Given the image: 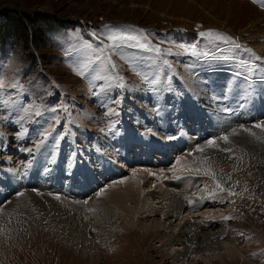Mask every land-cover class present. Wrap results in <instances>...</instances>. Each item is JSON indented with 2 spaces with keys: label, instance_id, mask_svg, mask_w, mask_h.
Listing matches in <instances>:
<instances>
[{
  "label": "rangeland",
  "instance_id": "374dc122",
  "mask_svg": "<svg viewBox=\"0 0 264 264\" xmlns=\"http://www.w3.org/2000/svg\"><path fill=\"white\" fill-rule=\"evenodd\" d=\"M262 4L0 0V239L11 244L0 264H172L189 247L190 236L159 247L158 233L122 225L130 214L105 200L115 176L100 157L124 165L122 178L152 171V188L142 186L140 196L152 193L149 209H161L155 194L171 192L191 215L203 212L188 226L213 227L223 233L216 241L234 239L240 252L207 245L177 264H264V129L256 127L264 114L249 116L264 111V33L250 19L264 14ZM185 137L189 157L175 151ZM245 143L258 155L239 150ZM217 154L235 165L233 174L222 173ZM7 159L14 176L2 170ZM210 207L218 218L204 214Z\"/></svg>",
  "mask_w": 264,
  "mask_h": 264
},
{
  "label": "bare ground",
  "instance_id": "6f19581e",
  "mask_svg": "<svg viewBox=\"0 0 264 264\" xmlns=\"http://www.w3.org/2000/svg\"><path fill=\"white\" fill-rule=\"evenodd\" d=\"M240 2H242L243 4H245L248 7L247 12L249 10H253L252 7L250 5H248L246 2H244V1H240ZM255 13L259 16L258 19L250 17L251 15L249 17H250L251 20L253 19L254 21H256V23L259 25L258 26V30L260 32L262 31L264 33V14L261 13V12H257V11H255ZM263 40H264V37H263ZM236 72L240 73L237 70H236ZM201 73H204V72H200L199 71L198 74H201ZM240 74H242V73H240ZM245 78H249L250 82H254V81H252V78H250L249 76H245L243 74V79H241V80H244ZM260 79L264 80V78H260ZM244 81H246V80H244ZM259 83H264V82H259ZM250 110H251L250 113H249L250 117H253V116H256V115H259V114L261 115L262 113L264 114V111H262V110H254V109H250ZM249 116H247V114H246L247 118H250ZM28 136L29 135H27V134H22L21 138L23 139V142L27 138H28V140H30V138ZM143 137L146 138V135L143 136ZM129 138H132V136H129ZM148 139H149V137H148ZM139 140H141V139H138V141ZM189 140H190V138H187V137H185V139L182 140V141L180 140L179 141L180 144L176 145L175 151L179 152V153L181 151H185V155L186 154L188 155L186 157H189V156L193 155L192 154L193 152H192V149H191V144L189 143ZM184 141H185V144H184ZM128 142L129 141H127V143ZM160 142H161L160 145H164V142L165 143H171L172 140L166 139V140H161ZM160 145H157V149L158 150L161 149ZM243 145L244 146H241V148L239 150L242 151L243 149L244 150L246 149V151H247L246 154H248L247 156L250 155L251 158H253V156L258 155L257 154V153H259L258 150L256 151L255 148L250 147L247 143H245ZM128 147H130V144L124 146L123 150L125 151V149L128 148ZM230 149H231V147H230ZM212 153H214V152L213 151H209L208 152V154H212ZM231 153L232 152H230L229 154L231 155ZM247 156H246V159L249 160V157H247ZM20 158L23 159V157H20ZM28 158H29V156H28ZM220 158H221L220 155L217 154V156L215 157L214 161L218 165L222 164V167L220 168L222 173L224 171V172H227V174H233L234 173L233 170H234L235 165L231 166L230 164H227V163L224 164L221 161L222 159H220ZM251 158H250V160H251ZM99 161H100L101 167H103L104 165H107L110 168L109 172L110 173L112 172L114 174V176H115L112 179L113 180V185L110 186V188L108 190V193H107V196L105 197V200H109L111 202V204H114V206H116V207H118V206H119V208L122 207V210H124V214L125 213H126V215L130 214L129 217L123 215L122 225L124 227H126L128 230H130L134 226L137 229H139L140 233H143V235L146 236V237H149L150 234L158 233L157 234L158 235V239L162 243L160 246L158 245L159 247H161V246L163 247L166 244L170 245L169 242H174V241L179 242V241H181L180 238H182L183 236H187V237L190 236L191 239L185 241V244H184V245L189 244V247L183 246L182 247L183 251L181 253L178 252V253L173 254V257L171 258L172 259V262H171L172 264H177L178 261H180V259H184L185 257H188V256H197L198 253L202 252L207 245H211V246L216 245L217 249H216V247H214V248L221 255H224V254L228 253L230 255H237V257H240L239 249H237L235 247L236 240L232 239L229 243H225V242H223V240L222 241H216L215 239L219 238L223 233L220 234L219 231H213V227H211L209 229L202 230L201 228L198 229L196 225H195V227L191 226V225L188 226L187 222L189 220H191L193 218H196L197 216H201V214L203 215V212H201L200 215L199 214H196V215L192 214L191 215L188 212V210L185 211L186 206L183 203L184 201L183 202L181 201V203H180L181 199L179 197L177 198L171 192L169 193V192L161 191L159 194H155L154 195L155 198H153V199L159 200L157 203L161 204L160 205L161 209L160 210L149 209V207H150L149 205H151L150 201L152 199L151 198L152 193L151 194L149 193L150 195L148 194V196H145V198H143V199L140 196L143 193V188L144 187H147V188L150 187L149 189L152 188L151 185H149V184H151V180L149 178L153 174L152 171L145 170V169H138L137 168L135 170H132L130 172L131 174L129 173L128 176L126 175V176H124L122 178L121 176L119 177L118 172H120L121 170L122 171L124 170V169H122V168H124V165H120V168L111 167L110 161H107L103 157H100ZM247 162L248 161H246V163H243L242 165H240V163H241V161H240V163H237L238 164L237 166L240 165V166L245 167L248 164ZM5 164L6 165L2 169V170L5 171L4 173L11 174L12 176L17 174V172H18L17 170L18 169H16V168L14 169L13 167H10L8 159L5 161ZM249 166L250 165H247V167H249ZM1 172H3V171H1ZM69 172L72 173V171H69ZM84 172L92 174L90 169L89 170L87 169L85 171L82 170L80 172L81 176L84 175ZM218 174H220V172ZM34 175H36L37 177L40 176V174H34ZM73 175L76 176V177H79V174H77L76 172H74ZM163 176H164V173L161 172V174L159 175V178L161 179ZM55 178H57V176H55ZM50 180H51V178H50ZM240 180H241V178H240ZM121 181H123V182H121ZM242 182H244V181H242ZM94 183H95V181H94ZM152 184L154 185V182H152ZM142 186H143V188H142ZM155 186H156V182H155ZM151 191L152 190H149V192H151ZM4 192L5 191H3V193ZM3 193H2V195H3ZM203 193H204L203 196L202 195L201 196H202V198H203V200L205 202V201L208 200L207 196H208V194L210 192L206 193V190H205ZM26 194H29V193H26ZM201 196H199V197H201ZM31 197L33 198L34 196H31ZM187 197H189V196H187ZM190 201H191V199H190ZM200 201H202V200H200ZM104 203H106V202H104ZM107 204H108V202H107ZM200 206H202V205H200ZM191 207H193V206H191ZM194 208H195V206H194ZM209 209H214V207L207 208L206 211L204 212V214L207 213L206 216L209 219L218 218L217 212L219 210L217 212H215V215L211 216L212 213H210V212H214V210H209ZM183 212H188V213L187 214L185 213V216H183ZM219 212H221V211H219ZM155 213H157V214H155ZM198 213H199V211H198ZM155 215H157V216L159 215V220H157V219H155V217H153ZM143 216H147V221L138 222L136 220V218H138V217L143 219ZM174 222H177V224L174 225L173 224ZM204 222L205 221L203 220V222L200 221L198 223H204ZM161 229H163L165 231L164 234H161L160 232H157L158 230H161ZM204 243L206 245H204ZM9 247H11V244H9V243L5 242L4 240L0 239V254H1V252L4 249H8ZM169 248L171 249L172 247H169ZM178 250L179 249H176V251H178ZM171 252H173L172 249H171Z\"/></svg>",
  "mask_w": 264,
  "mask_h": 264
},
{
  "label": "snow or ice",
  "instance_id": "6c2138e0",
  "mask_svg": "<svg viewBox=\"0 0 264 264\" xmlns=\"http://www.w3.org/2000/svg\"><path fill=\"white\" fill-rule=\"evenodd\" d=\"M253 2H257V0H253ZM262 6H264V4H262ZM106 27H107V26H106ZM109 31L112 32V35L110 36V39H113V40L117 39V36L119 35V33L116 32V31H113L112 29H109ZM201 35L203 36V35H215V34L212 33V32L210 31V32H208V33H201ZM130 38H131V37H129V39H130ZM217 38H218V39H231L230 37H220V36H217ZM236 47H240V46H239V45H236ZM248 51H250V50H248ZM256 59L259 60L260 57H256ZM256 127H257V128H262V129H264V125H261V124H257ZM222 139H224L225 141H227V140H228V137L225 136V137H223ZM208 145H209V146H215V141H213V140H209V141H208ZM198 150L202 151L203 149H198ZM213 178H214V177H213ZM121 182H123V181H121ZM217 188H219L221 191H223V189L220 187L219 183H217ZM230 218H231V217H225V219H230Z\"/></svg>",
  "mask_w": 264,
  "mask_h": 264
},
{
  "label": "trees",
  "instance_id": "16d2710c",
  "mask_svg": "<svg viewBox=\"0 0 264 264\" xmlns=\"http://www.w3.org/2000/svg\"><path fill=\"white\" fill-rule=\"evenodd\" d=\"M21 31H23V32L21 33V34H22L21 39H23L22 42H23V43H28L29 40L26 39V38H28V37H27V34H28L29 31H27V28H24V29L21 30ZM19 40H20V36H19Z\"/></svg>",
  "mask_w": 264,
  "mask_h": 264
}]
</instances>
